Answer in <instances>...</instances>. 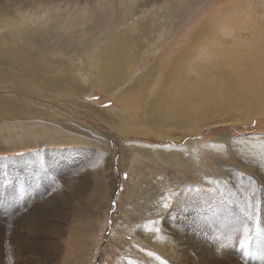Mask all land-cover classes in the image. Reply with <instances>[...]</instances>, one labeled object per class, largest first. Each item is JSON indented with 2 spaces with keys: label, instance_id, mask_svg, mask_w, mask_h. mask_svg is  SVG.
I'll return each mask as SVG.
<instances>
[{
  "label": "rangeland",
  "instance_id": "1",
  "mask_svg": "<svg viewBox=\"0 0 264 264\" xmlns=\"http://www.w3.org/2000/svg\"><path fill=\"white\" fill-rule=\"evenodd\" d=\"M146 1L0 0V17L29 14L15 16L10 23L0 20V32L11 36V43L0 47V96L12 98L21 110L30 112V115L15 117L14 126L0 127V175L4 171L11 183L15 179L12 185L9 182L7 185L11 193L28 196L24 207L13 208L10 216L7 208L0 207V264H172L174 253L160 252L155 243L144 239L141 229L149 219L148 222H154L174 213L175 201L184 191L190 196L182 198L185 202L177 210L180 208L179 213L185 214H181L184 222L192 228L198 227V218L202 222L206 215L210 221L215 218L210 224L222 221V225H227L235 219L251 226L252 240L257 231L258 235H264V113L243 115L247 109L264 108V86L259 88L258 79L247 78L252 68L245 70L243 66L237 72L218 65H204L212 61L219 63L221 57L218 52L208 57L212 50L206 47L190 66H185L194 89L192 108L201 102L203 95H207L204 99L207 103L212 97H221L223 82L227 80L222 73L227 70L236 80L251 82L253 87L251 90L248 84L244 97L237 94L239 106L234 107L233 118L220 115L211 102L204 117L208 120L207 116H211L209 121H215L218 116L225 121L207 126L202 134L149 131L129 127L128 123V127H120L109 115H117L113 111L122 113L124 105L120 100L127 94L126 87L140 83L147 70L156 66L159 79L150 94L147 93L153 99L163 87L165 75L177 55L196 43L199 29L208 23L212 28L211 47H218L214 44L216 39H221L222 45V42L232 44L239 38L237 50L242 59L247 53L263 59L264 0ZM256 24L259 26L255 28ZM113 37L119 58L116 66L126 71L122 80L106 91L98 84L101 56L96 51L99 46L104 49ZM131 67L134 68L131 70ZM208 74V82L201 85L202 77ZM47 81L56 84L47 85ZM210 84L209 93L203 94V86ZM178 89L181 87L172 93L178 94ZM129 99H132V109L128 113L124 111V115H131L133 111L140 114L142 104L137 103V98ZM238 115L246 119L239 120ZM190 146H195V154L189 155L182 167L175 156L186 154ZM149 148L167 156L166 161L154 153L149 156L135 153V149ZM89 176L92 183L86 184L84 194L85 197L93 194L91 205L95 207L93 217L88 215L89 218L82 219L75 198L67 200L66 196L74 188L73 183ZM4 179L0 183L7 184ZM176 183L178 186L173 188ZM155 184L157 191L145 198L140 215L139 198L133 191L138 186L155 190ZM167 189H173L169 198H165ZM0 190H5L1 184ZM157 194L161 201L168 199L169 202L164 201L162 207L156 205ZM215 196L220 197L219 203L211 199ZM1 198L3 205L9 202L5 195ZM200 199L203 207L195 208ZM165 205L164 213L160 212ZM185 205L190 206L186 209ZM45 206H51L49 211ZM159 206L161 209L155 213ZM61 212L63 215L58 219L56 213ZM242 245L243 240L239 238L237 250L230 248L233 257L229 264L237 261L238 264H264L260 252H255L253 257ZM181 257L186 264H196L184 255Z\"/></svg>",
  "mask_w": 264,
  "mask_h": 264
},
{
  "label": "bare ground",
  "instance_id": "2",
  "mask_svg": "<svg viewBox=\"0 0 264 264\" xmlns=\"http://www.w3.org/2000/svg\"><path fill=\"white\" fill-rule=\"evenodd\" d=\"M147 1L152 2L153 0H147ZM12 6H14V5H12ZM10 9H13V8L11 7ZM237 9H239V8H237ZM229 10H230V8H229ZM11 12H13V11H11ZM19 15L22 16V14H17V15L8 16V17L7 16H3V17H0V20H4L5 22L10 23V22L13 21L14 18H17L15 16H19ZM27 15H29V14L27 13ZM27 15H24L22 17H26ZM254 22H252V23H254ZM208 24L204 25L202 28L199 29V31H198L199 36H197V38H196V41H195L196 43L195 44H191V48L187 47V48H190L192 50L183 48L182 49V53L180 55L179 54L177 55L176 59L173 62L172 68L165 75L163 87L161 88L159 93L153 99L152 98H148L147 96L150 94L149 92L151 91V88L154 85L155 81H157V78H158V75H159V68H157L156 66H152L151 68H149L147 70V72L144 75L143 80L140 83H133V85H131V86L128 85L126 87L127 88L126 89L127 94L120 100V102H122L123 105H124V107H123L124 109H121L122 113L119 112V111H113L117 115H113L111 113L109 114L111 116V119H112V121L114 123H116V124L118 123V125L120 127L123 126V125H127V123H128L129 127L132 126V127H137V128H144V129H149V131H150V129H153L156 132L157 131H161V132L165 131V133H166V132H172V131L175 130V131L181 132V133L194 132L196 134L197 133L198 134H202L207 126L212 125V124H216V122L217 123L220 122V125H221V123H222L221 121H225V119H223V118L222 119H218V116H217V119L215 121H209V118L211 116L208 117L206 115L208 120L204 117V111H207V108H208V106H209V104L211 102L215 103L214 109L220 115H226V116H228L230 118H233V117L236 116L234 107L235 106L236 107L239 106L238 103H237L238 102L237 101L238 100L237 99V94L241 93L243 95V93H245L246 89L248 91L247 86H248V84L250 85L251 82L250 83H248V82L246 83V82H242L241 79H240V81H238L239 79L236 80L237 78L235 77L236 78L235 79L234 76H232V74L228 70H234L235 69L234 71H237V70H239V68H241L243 66H245L244 67L245 70H248V69L252 68L251 69L252 71L251 70L249 71V74H248L247 78L250 79L251 77L252 78L254 77L255 79H258L257 86H259V88L260 87L262 88V86H264V58L260 59V58H258L256 56H253L252 54L250 55V54H248L246 52L247 55H245V57L242 59V56L239 55V53H238L239 51L237 50V46L241 42V39H239V38L235 39L232 44H227V43L222 42V45H221V39H216L217 41H214V40L213 41H214V44H217L218 47H211L210 42L212 40V38H211L212 37L211 36L212 28L209 27ZM258 26L259 25L255 26V28L258 27ZM204 27H206L207 32H205ZM240 28L241 27L238 26V29H240ZM260 28H262V27H260ZM250 31H252V30L250 29ZM115 32H117V31H115ZM203 36H206V37L203 38ZM261 37H263V40H264V36H261ZM119 38L120 37H118L117 39H119ZM114 39H115V37H113V39H111V40H108L105 43L106 46L104 47V49L102 48V46H99L98 50L96 51V53L99 56H101V59H100V77L98 78V84H100L102 86V88L104 90H106V91L110 90V88L112 90V85H114L117 81L122 80L121 78L124 76L123 73H124V71H126L124 69V67H117L116 66V63L119 61V58L115 54V48H116V43L117 42H114ZM250 39H251V36H250ZM254 40H256V39L254 38ZM17 41H19V40L17 39ZM199 42H201V43L196 47V44L199 43ZM10 43H11V36L7 35L6 33L2 34V32H0V47L3 48L5 46H8ZM195 47H196V49H195ZM205 47L206 48H211V50H212V51L209 50L210 52H209V56L208 57H211L212 54H214V52H218V54L221 57L218 58L219 61H220L219 63H217L215 61H212L210 64H207V63L203 62V63H205L204 65H218V66L224 67L223 68L224 70L228 69L227 71L222 73V75H224V78H226L227 80L225 82H223L224 80L222 81L225 85L223 86L224 90H223V93H222L220 98L212 97V100L209 103H207V101L204 100V99H206L207 95H203L202 98H201L202 99L201 102L199 104H197V105H194L193 108H192L191 99L193 97L192 95L194 94V89L189 84V77H190L189 74L190 73L188 72L189 73L188 74L185 71V69H186L185 66L186 65L190 66L191 65L190 63H192V61L200 54V52ZM215 48H216V50H215ZM260 48H262V47H260ZM130 49H129V51H130ZM194 49H195V51H194ZM133 51H135V50H133ZM205 51H207V49H205ZM261 52L264 54V51L261 50ZM246 53H244V54H246ZM135 54L137 55V53H135ZM127 57H128V55L126 56V58ZM138 57L139 56H137V58ZM23 58H25V57H22V59ZM243 61H245V62L243 63ZM252 62H254V64L251 65V67L248 66V64H250ZM132 63H133V61H132ZM236 67H238V68H236ZM132 68H134V67H131V70H132ZM237 72H239V71H237ZM217 74H219V73H217ZM29 75L31 76L32 74L29 73ZM208 77H210V74H208V76H203L202 77L203 83L201 85H204L206 82H208V80H209ZM219 78H217V79H219ZM242 78H244V77H242ZM246 80H248V79H246ZM86 82H88V81H86ZM73 83H71V84H73ZM49 84L54 85L56 83L47 81V85H49ZM123 84H125V83H123ZM73 86H75V85L73 84ZM251 86L252 85H250V87ZM254 86H256V85H254ZM177 87H181V90L178 89L179 93L174 95L172 93V91L175 88H177ZM252 88L253 87H251L250 89L252 90ZM210 89H211V84L209 85V87L203 86L202 93L203 94H208ZM68 90H71V89H68ZM72 91H75L74 88H73ZM147 93H149V94L147 95ZM73 95H76V94H74V92H73ZM245 96H246V94H245ZM130 97H134V99L137 98V100H138L137 103L139 102L140 104H142V110H141L142 112L140 114H138L139 113L138 112L137 113L138 115H137L136 112L134 113V111H133V113H131V115H129V114L124 115L125 114V113H123L124 111L126 113H128L132 109L131 106H132L133 103H132V99L131 100L129 99ZM243 97H244V95H243ZM251 98H252V96H251ZM245 99L247 101V98H245ZM246 101H245V103H246ZM253 101L255 102V100H253ZM240 104L243 105V103H241V102H240ZM242 105H240V106H242ZM246 108H245V105H244L243 109H246ZM250 112H252L254 114H257V115H259L261 113L263 114L264 113V108H259L258 110H257V107L252 108L251 110L247 109L246 112H243L244 113L243 115L247 116V115L250 114ZM29 113L30 112H28V111L21 110L20 105L19 104L16 105V102H14L12 98L5 97V96H2V95L0 96V127L1 126H3V127L14 126L15 123H16L14 121L15 117L21 116V115H30ZM201 117H203V118H201ZM238 117H239L238 118L239 120L246 119L244 117L242 118V116H240V115H238ZM29 118H30V116H29ZM123 127H125V126H123ZM127 127H128V125H127ZM127 127H126V129H127ZM169 128H170V130H168ZM129 129H131V128H129ZM123 130H124V128H123ZM147 132H145V133H147ZM134 135H136V134H134ZM163 135H165V134L163 133ZM246 147L247 146H245V148ZM194 148H195V146L187 147V153L186 154L175 156V158L178 160V164L179 165H181L182 167L186 165L185 162H187V160H188L187 157H189V155H194L195 154ZM245 148H243V150H245ZM241 149H242V147H241ZM135 150H136L135 153L136 152H139V153L143 152L145 154V156L146 155L149 156V155H152L154 153V154H156L158 156V158H160L163 161H166V159H167V156L163 155L162 153H160L157 150L155 152L153 150H151V149L150 150H147V149L146 150L135 149ZM238 150H240V149L238 148ZM250 151H252V150H250ZM122 154H123V152H122ZM225 155H226V153H225ZM185 156H186V159H185ZM124 159H126V157ZM185 168H187V167H185ZM180 169H181V167H180ZM198 170H199V168H198ZM147 174L150 175L151 173L148 172ZM93 176H94V174H93ZM184 177H185V175H184ZM81 179H78L77 182L73 183L74 188H72V190L69 191V193L67 194L66 198H67V200H69L70 197H74L75 198V200L77 201V209H78V212H79L78 214L81 216L82 219H86V218H89L88 215H92V217H93L94 211L92 209L95 207V205L94 206L91 205V198H93L91 196L93 194L88 196V197H85L86 195L84 194V190L87 189L86 188V184L87 183L88 184L92 183V182H90L91 181L90 176L86 177L83 180H81ZM156 179H158V178L156 177ZM162 179H165V178H162ZM161 180L158 181V182H161ZM143 182L145 183L144 178H143ZM164 185H166V183ZM177 186H178V183H176L173 186V188H176ZM151 187L153 188L154 185L153 186L151 185ZM188 188L191 189L192 186H190V187L188 186ZM154 189L155 190H152L150 188H147V187L144 188V187H141V186H138L137 188L134 189L133 195L136 194V196L139 198L137 200L139 201V206H140L139 209H141V210H139V214L140 215H141V213H143V206H145L144 205L145 198L147 199V198L152 197L154 191H157L156 190V184H155V188ZM166 191L168 193H167V196L165 198H169V195L173 193V189L172 190L167 189ZM185 192L186 191H184V193L181 194L180 197H178L177 200L174 199V200H176L175 201V205H174V207L176 206V209L173 208L174 209L173 212L175 214L170 212L168 215L166 214L167 215L166 217H162V218L156 219V220H154V222H148L150 220L149 219L147 222L145 221V226L143 227L145 229V232H143V230H142L143 228L141 229V231L143 233V236H144V239L146 241L150 242V243H152V242L155 243L157 245V248H159L160 252L162 250L163 251H165V250L166 251H170L171 250L170 252L174 253V256H173L174 260H173L172 264H186V262L181 257L182 255H184L186 259L192 260L196 264H203V263L208 264V262H214V264H229L230 259L233 257L230 254L229 250H230V248H232L234 251L237 250L236 243L238 242L239 238L241 240H243L242 248H244L246 252H248V251L251 252L253 257L256 256L255 252H260L262 257L264 258V235L263 234H259L258 235V231H257L256 237L254 238V240H252V237L250 236L251 235V231H250L251 230V226H246L245 224H241L239 221H237L235 219L230 220L229 221L230 224H227V225H222L223 224L222 221H220L221 222L220 224L219 223L215 224L216 221L213 222L214 224H210V223H212V220H214L215 218L210 221L209 216H206V215L202 218V222H201V218H198V220H199L198 221V227L194 226V228H192L191 226L188 225V223H185L184 220H183V216H181L182 212L179 213L180 208H179V210H177V206L178 205L180 206V204L183 203V201H184L182 198H184V196H186V195L190 196L188 194L189 192L187 194ZM192 192H193V190H192ZM90 193H91V191H90ZM196 193H200V191H197ZM191 198H192V200H194V196H192ZM211 199H214L215 201H217V203H219L218 201H219L220 197L215 196V197H211ZM106 200H108V199H106ZM164 201H166L167 203L169 202L168 199L161 201L160 194L156 195V205L160 204V206L162 207ZM237 201H239V200H237ZM202 204H203V201L200 199L199 203L196 204L195 208L203 207ZM210 204H213V203H210ZM130 205H134V204L131 203ZM192 205H194V204H192ZM160 206L155 210V213L159 212V210L161 209ZM187 206H190V205H185L184 208H186ZM165 207H166V205L162 208V210L160 212L164 213ZM50 208H51V206H49V207L45 206V209L48 210V211H49ZM247 210H248V208H247ZM39 211H41V210H39ZM189 213H191V212H189ZM209 214H210V212H209ZM40 215H42V214H40ZM60 215H63V213L62 212L61 213H56V217L58 219L60 218ZM153 215L156 216V215H159V213L158 214H154L153 213ZM182 215H185V214H182ZM218 216H221V215H217V217ZM252 216H254V215H252ZM188 217H190V216H188ZM137 218H138V215H137ZM224 221H227V220H224ZM208 224H210V225L207 226ZM241 236H242V238H241ZM250 241H252L251 244H250ZM234 242H235V246L233 247V243ZM214 248H216V249L213 250ZM178 253L181 255L180 257H178ZM194 253H196L195 255H197L198 257L200 255H204V254L207 255V256H205L203 258H198V257H196L194 255ZM213 254H215V255H213ZM238 255H239V252H238ZM252 256H250V257L252 258ZM238 263L239 262L237 261V264ZM258 263H261V262L259 261ZM161 264H164V262L161 263Z\"/></svg>",
  "mask_w": 264,
  "mask_h": 264
},
{
  "label": "crops",
  "instance_id": "3",
  "mask_svg": "<svg viewBox=\"0 0 264 264\" xmlns=\"http://www.w3.org/2000/svg\"><path fill=\"white\" fill-rule=\"evenodd\" d=\"M3 176L1 177V175H0V181H1V178H4L5 177V179H4V181L5 182H7V184H3V182L2 183H0L3 187H5V190H0V207L1 208H3V207H5V208H7V210H8V213H7V215H9L10 216V212L12 211V209L13 208H16V207H19V208H21V207H24V202H25V200H27L28 199V196H26V195H24V194H22V193H18V194H16V193H11L9 190H8V187H7V185H8V182H9V186L10 185H12V183H14V181H15V179L13 180V182L11 183L10 182V178H9V176H5V172L3 171ZM14 176V175H13ZM40 192V191H39ZM40 194H42V192H40ZM6 196L7 197V200L9 201L7 204L6 203H4V205H3V202H2V196ZM18 195V196H17ZM17 199V203L15 202V200ZM0 208V209H1ZM18 208V209H19ZM10 211V212H9ZM21 213V212H20Z\"/></svg>",
  "mask_w": 264,
  "mask_h": 264
}]
</instances>
